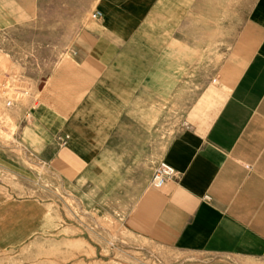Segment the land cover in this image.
Listing matches in <instances>:
<instances>
[{
    "label": "crops",
    "instance_id": "crops-1",
    "mask_svg": "<svg viewBox=\"0 0 264 264\" xmlns=\"http://www.w3.org/2000/svg\"><path fill=\"white\" fill-rule=\"evenodd\" d=\"M194 1L104 0L24 133L85 201V264L264 260V0L214 69L210 117L171 46ZM160 162L175 177L153 189Z\"/></svg>",
    "mask_w": 264,
    "mask_h": 264
},
{
    "label": "rangeland",
    "instance_id": "rangeland-1",
    "mask_svg": "<svg viewBox=\"0 0 264 264\" xmlns=\"http://www.w3.org/2000/svg\"><path fill=\"white\" fill-rule=\"evenodd\" d=\"M103 2L0 0V264L86 263V239H92L93 226L85 218V201L78 195L76 203L75 189L56 177L50 157L43 155L45 147H32L24 133L32 129L39 98L76 42L100 19L93 15ZM252 2L195 0L189 27L185 32L180 29L182 39L171 44L189 55L191 97L204 73L207 95L211 94L207 117L217 107L212 97L214 69ZM114 239L110 236L108 243ZM81 258L84 261L78 263ZM214 260L216 264H264V260L229 256Z\"/></svg>",
    "mask_w": 264,
    "mask_h": 264
},
{
    "label": "built area",
    "instance_id": "built-area-1",
    "mask_svg": "<svg viewBox=\"0 0 264 264\" xmlns=\"http://www.w3.org/2000/svg\"><path fill=\"white\" fill-rule=\"evenodd\" d=\"M94 18L99 17V13H95L93 15ZM175 177V171L172 167L167 165L164 162H160L156 165L154 168L151 180H150V186L153 189H161L168 181L173 179Z\"/></svg>",
    "mask_w": 264,
    "mask_h": 264
}]
</instances>
